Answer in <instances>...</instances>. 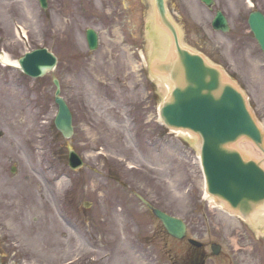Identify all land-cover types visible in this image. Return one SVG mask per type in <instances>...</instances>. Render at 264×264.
I'll list each match as a JSON object with an SVG mask.
<instances>
[{
  "label": "rangeland",
  "instance_id": "obj_1",
  "mask_svg": "<svg viewBox=\"0 0 264 264\" xmlns=\"http://www.w3.org/2000/svg\"><path fill=\"white\" fill-rule=\"evenodd\" d=\"M103 1L48 0L44 13L37 0H0V54L15 60L45 46L58 59L38 79L0 61V207L6 218L0 223V235H6L0 240V264H12L8 255L13 261L27 252L39 255L48 244L82 248L78 252L102 257L99 264L189 263L196 249L187 239L163 233L134 193L186 222L187 237L206 245L204 264H264V220L250 225L212 204L188 136L159 121L163 91L147 69L153 54L147 0H131L133 7L127 0H111L103 7ZM221 1L239 22L227 34L211 30L203 35L211 12L198 0H186V6L174 0L169 11L181 26L178 11L204 21L185 19L183 42L237 77L264 125V56L246 24L249 4ZM251 7L264 12V0H252ZM87 27L99 34L95 51L86 47ZM54 77L73 112L70 137L57 134L53 126ZM121 93L124 98L117 102ZM126 99H144L137 140ZM69 149L83 155L78 173L67 165ZM93 241L98 250L81 244ZM213 241L221 245L218 255L208 248Z\"/></svg>",
  "mask_w": 264,
  "mask_h": 264
},
{
  "label": "water",
  "instance_id": "obj_2",
  "mask_svg": "<svg viewBox=\"0 0 264 264\" xmlns=\"http://www.w3.org/2000/svg\"><path fill=\"white\" fill-rule=\"evenodd\" d=\"M202 1L210 4V0ZM40 3L46 6V0H40ZM154 23L169 38L164 57L153 59L150 64L151 72L162 77L169 86L159 106L160 118L169 128L188 131L195 136L206 191L225 209L250 218L264 205V168L261 160L246 157L238 143L243 141L264 155V131L246 96L225 71L202 54L181 45L164 0H154ZM248 23L264 53L263 14L251 12ZM213 25L225 26L220 13ZM87 40L89 47L94 49L97 37L92 29L87 30ZM55 62L54 55L45 48L34 49L19 59L23 71L32 77L43 75ZM54 83L58 106L54 124L67 137L72 133L71 114L59 95L57 79ZM81 163L78 155L70 150V167L76 168ZM148 206L171 235L178 238L185 235V224L181 219ZM190 242L200 246L196 240L190 239ZM211 248L214 253L218 252V245L213 244Z\"/></svg>",
  "mask_w": 264,
  "mask_h": 264
},
{
  "label": "flooded vegetation",
  "instance_id": "obj_3",
  "mask_svg": "<svg viewBox=\"0 0 264 264\" xmlns=\"http://www.w3.org/2000/svg\"><path fill=\"white\" fill-rule=\"evenodd\" d=\"M169 4L171 3H175L174 0H168ZM214 1V7H216L213 11L212 8H207L208 11H212L213 12V16L215 15V13L220 10L223 15L226 17L227 22H228V26H229V31L231 29H236V27L239 25V22L235 21L232 18V13L230 14L227 10L225 5L222 3L221 0H213ZM111 2V0H107V4H109ZM176 2H178V0H176ZM187 3L186 0H183V4ZM213 7V8H214ZM176 10H178V8H176ZM178 15H180L182 21H183V29H184V33L186 34V26L187 23L184 21L185 19L191 18L193 20V17L189 14V13H185V15L183 16V14H179V11L177 13ZM196 20H198V18H196ZM209 26L210 29H212L211 27V21L208 22L207 24ZM220 31V30H219ZM221 32V31H220ZM200 34V33H199ZM151 96V92L149 97ZM151 100V98H150ZM125 104L127 106H132V114H133V118L135 123L139 122L141 118H139L140 116V112H141V108H140V101L139 100H128L126 99ZM0 215H2V209H0ZM2 236V237H1ZM5 235H0V240L2 239V241H4L5 239ZM82 245H86L88 243H81ZM92 244H97L96 242H92ZM72 246H74V243H72ZM81 250L82 248L79 247H71V248H64L61 246H55V244H48V246H45L42 249V252H40L39 255H27L25 257H17L15 258V260L13 261V258H10V255L7 256L8 259H10V261H12V264H69L70 262H72L73 259H69L68 261L64 262L65 256H71V255H82V252H78L79 250ZM95 259L88 257L87 255H84L81 257V261H79V264H99L101 262V259H97V261L99 262H95ZM94 261V262H93ZM74 264V263H72Z\"/></svg>",
  "mask_w": 264,
  "mask_h": 264
},
{
  "label": "bare ground",
  "instance_id": "obj_4",
  "mask_svg": "<svg viewBox=\"0 0 264 264\" xmlns=\"http://www.w3.org/2000/svg\"><path fill=\"white\" fill-rule=\"evenodd\" d=\"M149 3H150V5H152V0H149ZM159 43L163 45V44H166V41H165V39H162L159 41ZM0 61L4 64H10V65H14V66L17 65V60L11 59L6 53L0 54ZM183 134H185V133H183ZM244 147H245V145H243V148ZM60 186H61V184H60V182H58L56 188H59ZM205 196L211 201L212 204L217 205L210 196H208L206 194H205ZM218 208L221 209V206L219 205ZM263 220H264V205L261 208L256 209V211L254 213H252L250 219L246 220V222H248L251 225H256L258 223H261Z\"/></svg>",
  "mask_w": 264,
  "mask_h": 264
}]
</instances>
